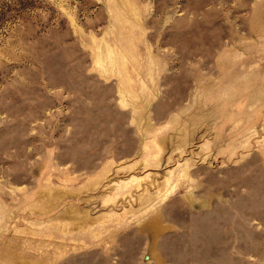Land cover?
<instances>
[{"label":"rangeland","instance_id":"obj_1","mask_svg":"<svg viewBox=\"0 0 264 264\" xmlns=\"http://www.w3.org/2000/svg\"><path fill=\"white\" fill-rule=\"evenodd\" d=\"M0 264H264V0H0Z\"/></svg>","mask_w":264,"mask_h":264}]
</instances>
